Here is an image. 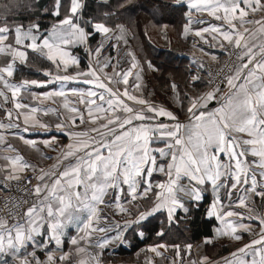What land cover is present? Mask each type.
I'll return each mask as SVG.
<instances>
[{"label":"crops","instance_id":"0c3cea01","mask_svg":"<svg viewBox=\"0 0 264 264\" xmlns=\"http://www.w3.org/2000/svg\"><path fill=\"white\" fill-rule=\"evenodd\" d=\"M178 1L187 7L179 51L193 71L182 112L176 83L164 92L169 104L156 96L124 26L94 25L101 42L114 38L123 52L89 49L77 20L83 0H69L42 34L33 25L18 41L0 36L9 57L0 64V100L9 105L0 116V175L41 169L23 218L0 220V264H264V0ZM230 45L241 54L231 93L196 90L204 66ZM78 47L88 50V66ZM28 49L54 69L15 78ZM152 192L150 206L132 215L131 204ZM205 194V215L216 220L211 236L147 245L141 263L102 261L103 251L126 244L132 223L158 211L173 219ZM215 244L230 247L207 252Z\"/></svg>","mask_w":264,"mask_h":264},{"label":"trees","instance_id":"16d2710c","mask_svg":"<svg viewBox=\"0 0 264 264\" xmlns=\"http://www.w3.org/2000/svg\"><path fill=\"white\" fill-rule=\"evenodd\" d=\"M56 1L0 0V36H6L10 40L13 32L11 27L14 24H21L23 28L35 25L41 34L44 33L68 12L69 0H59L58 13L54 14ZM186 18L187 7L178 0H83L77 20L89 33L90 50L100 40V33L94 29L95 24L103 23L110 28L123 25L128 30L131 46L156 96L162 98L165 104H169L164 92L169 89L171 82L176 83L182 112L187 98L183 85L189 82V76L193 72L189 68V60L179 51L184 45L180 34ZM164 26L171 27L172 31L162 32ZM161 34L167 39V45L156 40ZM110 48L112 51L113 48ZM76 50L80 54V65L88 66V50L82 47ZM149 64L156 68V72L147 73ZM16 67L15 78H40V71L44 68L53 70L54 63L40 52L28 49L25 59L17 62ZM203 72L204 70L199 73L200 78L193 82L196 90L207 84ZM230 93L231 91L227 95ZM8 106V102L0 103V116L6 112ZM152 199V194H149L133 202V206H136L132 215L149 207ZM208 200L209 196L205 194L199 201H187L186 210H177L173 219H168L165 212L158 211L142 221L132 223L124 235L126 244L122 243L103 251L102 261H117L123 258L127 262L141 263L146 257L147 245L158 242H165L169 246L194 243L203 237L211 236L216 220L205 215ZM205 246L207 252L214 255L226 252L230 247L229 244H215L212 249L208 245Z\"/></svg>","mask_w":264,"mask_h":264},{"label":"built area","instance_id":"2783aa9c","mask_svg":"<svg viewBox=\"0 0 264 264\" xmlns=\"http://www.w3.org/2000/svg\"><path fill=\"white\" fill-rule=\"evenodd\" d=\"M240 49L230 45L225 48L221 59L204 69L207 85L219 90L225 97L231 90L228 75L233 65L240 59ZM40 168L26 170L20 177L6 178L0 175V220L12 223L23 218L26 209L33 204L37 194Z\"/></svg>","mask_w":264,"mask_h":264},{"label":"rangeland","instance_id":"374dc122","mask_svg":"<svg viewBox=\"0 0 264 264\" xmlns=\"http://www.w3.org/2000/svg\"><path fill=\"white\" fill-rule=\"evenodd\" d=\"M163 1H165V0H163ZM121 26H123V25H121ZM154 27V26H153ZM11 28H13V32H12V35H11V37L12 38H10V40H12V39H15L16 41H18L19 40V32H20V29L21 28H23L22 26H21V24H14V25H12V27ZM28 28H30V27H28ZM154 28H156V27H154ZM23 29H25V28H23ZM126 29V28H125ZM127 30V29H126ZM172 31V29H171V27H167V26H164L163 28H162V32H165V31ZM127 32H128V30H127ZM129 34V33H128ZM108 40L107 41H103V42H101V40H99V42H98V44L97 45H100L99 46V48H101V49H105V52L108 54V52H111V53H114L115 51H119V52H123V48L122 47H119L118 46V41L116 40V39H114V38H111L110 40H109V38H107ZM156 40L157 41H162V42H164V43H166V45L168 44V42H167V39L161 34L159 37H157L156 38ZM96 45V46H97ZM110 46L113 48V50L111 51V48H110ZM100 57V56H99ZM8 59V56L6 55V54H1L0 53V63L1 64H5V62H6V60ZM239 61V60H238ZM237 61V62H238ZM236 62V63H237ZM39 63H40V60H39ZM235 63V64H236ZM35 64H36V62H35ZM211 64H213V63H211ZM234 64V65H235ZM37 65V64H36ZM210 64H206L205 66H204V68L203 69H205L207 66H209ZM234 65H233V67H234ZM233 67H232V69H231V71H230V73H229V75H228V83H230V84H232L231 83V79H230V76H231V74H232V70H233ZM148 72H151V70L149 69V70H147V73ZM204 73V72H203ZM204 76H205V82L206 83H208V80H207V76H206V74L204 73ZM198 78H200V77H198ZM209 87V86H208ZM216 90V89H215ZM220 91L218 90V93H219ZM184 94H186V92H184ZM227 96V95H226ZM225 96V97H226ZM2 97V96H1ZM0 97V98H1ZM1 102H3V103H5L6 102V99H2V100H0V103ZM150 194H152V197H154V196H156L155 195V192H152V193H150ZM141 204V203H140ZM136 206V205H135ZM131 207H133V205L131 204ZM109 216H110V221H113L114 222V224L116 225V226H121L122 224H123V218H119V219H115V215L114 216H112V214L111 213H109ZM116 229L118 230V228L116 227ZM170 252H172V251H170ZM96 253V252H95ZM172 255V254H171ZM70 260H68V262H69ZM85 264H87V263H85Z\"/></svg>","mask_w":264,"mask_h":264}]
</instances>
